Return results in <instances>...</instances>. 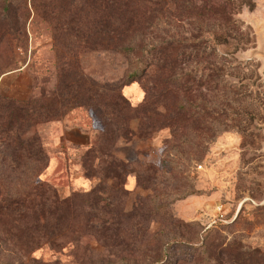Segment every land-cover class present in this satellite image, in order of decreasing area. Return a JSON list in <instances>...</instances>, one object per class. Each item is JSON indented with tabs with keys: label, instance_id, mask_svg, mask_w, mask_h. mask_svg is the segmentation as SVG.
Returning <instances> with one entry per match:
<instances>
[{
	"label": "rangeland",
	"instance_id": "374dc122",
	"mask_svg": "<svg viewBox=\"0 0 264 264\" xmlns=\"http://www.w3.org/2000/svg\"><path fill=\"white\" fill-rule=\"evenodd\" d=\"M35 1L10 0L7 17L16 36L0 41V76L7 74L0 94L15 100L39 88L52 91L67 75L59 79L60 48L39 15L43 0ZM143 1L152 22L129 31L132 43L176 38L189 28L176 21V0ZM254 1L252 11L243 8L237 15L250 26L254 42L228 57L232 65L241 64L226 77L233 85L224 89L225 118L212 123L220 127L216 134L184 120L191 109L183 102L198 93L175 90L171 83L160 86L155 75L163 77L166 70L151 67L122 86L133 58L110 48L84 52L76 47L69 75L88 77L106 94L140 109L141 115L128 121L134 134L113 146L132 172H105L99 181L84 177L83 153L102 128L94 109H69L30 128L25 137L36 132L48 165L55 157L58 166L51 171L47 165L31 179V162L0 158V264H264V0ZM180 71L175 67L168 73ZM241 110L256 117L232 120L231 113ZM170 115L174 122L160 127ZM75 126L88 133L84 143H61ZM10 161L19 169L8 168Z\"/></svg>",
	"mask_w": 264,
	"mask_h": 264
},
{
	"label": "trees",
	"instance_id": "16d2710c",
	"mask_svg": "<svg viewBox=\"0 0 264 264\" xmlns=\"http://www.w3.org/2000/svg\"><path fill=\"white\" fill-rule=\"evenodd\" d=\"M3 2L5 23L0 25V41L4 35L16 36V28L9 26L7 17L10 0ZM35 2L32 0V3ZM243 8L252 11L255 1L176 0V21L181 26L187 22L189 28L178 31L176 38L136 44L129 38V31L134 32L138 26L152 22V13L147 12L143 0H77L76 3L74 0H43L39 15L52 28L54 45L60 48L56 52L57 68L61 71L59 79L63 80L62 77L67 74L66 79L55 85L52 91L39 88L38 93H30L25 100L0 94V158H25L32 163L28 177L36 179L46 169L48 155L36 132L28 137L25 134L42 122L57 120L66 110L86 107L97 112L102 128L97 131L94 143L83 153L80 167L84 177H97L99 181L105 172L117 176L132 172L126 170V163L113 153V146L118 138L127 140V136L134 134L128 127V121L138 113L141 115L140 109L106 94L88 77L69 75L76 47L84 52L110 48L124 57L133 58V70L126 73L122 86L140 79L151 67L158 71L166 70L163 77L162 73L155 75L159 76L160 86L171 83L175 90L198 93L193 100L183 102L190 106L187 110L191 109L184 120L197 130L204 128L211 134L218 133L220 127H213L212 123L217 120L216 117L225 118L224 89L233 85L226 77L231 74V69L241 64L232 65L228 57L254 42L250 26L237 17ZM247 62L249 59L242 65ZM175 67L180 68V73L170 75L168 72ZM152 86L150 89L157 83ZM203 90L211 93L206 95ZM178 113L183 115L181 111ZM231 115L232 120L237 117L241 121L256 117L248 111H242V114L233 112ZM148 119L149 115H146L144 121L150 123ZM173 122L170 115L160 127L170 126ZM220 124L222 121L217 126ZM8 164V168L19 169L13 166V161ZM117 169L122 172L118 173ZM230 218V215L226 217ZM161 262L156 260L153 264Z\"/></svg>",
	"mask_w": 264,
	"mask_h": 264
},
{
	"label": "crops",
	"instance_id": "0c3cea01",
	"mask_svg": "<svg viewBox=\"0 0 264 264\" xmlns=\"http://www.w3.org/2000/svg\"><path fill=\"white\" fill-rule=\"evenodd\" d=\"M7 74H2L0 76V85L2 84L4 78L6 77ZM88 136V133L85 132L84 130H82L81 127L75 126V127H71L69 128L67 131L64 132L63 136L60 138V142L61 143H65V144H69L72 143L74 145L76 144H83V140H85ZM58 163H57V159L55 157H51L50 161H49V165L48 168L51 169V171H56L55 169H57ZM78 181H82V177L81 179L78 177Z\"/></svg>",
	"mask_w": 264,
	"mask_h": 264
},
{
	"label": "built area",
	"instance_id": "2783aa9c",
	"mask_svg": "<svg viewBox=\"0 0 264 264\" xmlns=\"http://www.w3.org/2000/svg\"><path fill=\"white\" fill-rule=\"evenodd\" d=\"M222 208H223V205H222V204H219L218 207H217V210L220 211ZM220 216H222V215H220ZM218 220H219V221H223V218L220 217V219H218ZM215 221H216V220H215ZM215 221H214V223H215Z\"/></svg>",
	"mask_w": 264,
	"mask_h": 264
}]
</instances>
